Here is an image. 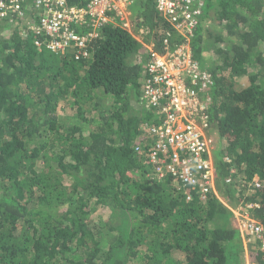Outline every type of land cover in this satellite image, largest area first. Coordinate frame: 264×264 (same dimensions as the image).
<instances>
[{
  "label": "trees",
  "instance_id": "1",
  "mask_svg": "<svg viewBox=\"0 0 264 264\" xmlns=\"http://www.w3.org/2000/svg\"><path fill=\"white\" fill-rule=\"evenodd\" d=\"M203 1L191 46L221 155L207 194L150 174L144 128L163 119L140 105L143 66L171 30L156 0H137L132 33L100 28L82 60L0 21V264H264V233L246 247L233 212L264 227V0Z\"/></svg>",
  "mask_w": 264,
  "mask_h": 264
},
{
  "label": "built area",
  "instance_id": "2",
  "mask_svg": "<svg viewBox=\"0 0 264 264\" xmlns=\"http://www.w3.org/2000/svg\"><path fill=\"white\" fill-rule=\"evenodd\" d=\"M136 3L137 0H81L76 4L69 0H0V21L21 20L46 39L36 40V47L55 54L71 52L76 60H82L89 58V46L99 38L100 28L114 24L133 32L131 8ZM203 6V0H156L157 11L171 30L161 44L156 39L150 42L140 104L155 111L157 120L163 119L161 128H144L156 140L154 153L148 155L151 176L160 179L171 175L183 188L201 187L207 194L216 188L219 172L213 159L217 143L208 115L209 93L215 83L211 73L194 58L191 46ZM83 27L93 30L86 32ZM174 35L183 40L172 46ZM231 182V178L226 179V183ZM249 219L246 215L241 222L247 236L263 234L264 227Z\"/></svg>",
  "mask_w": 264,
  "mask_h": 264
},
{
  "label": "rangeland",
  "instance_id": "3",
  "mask_svg": "<svg viewBox=\"0 0 264 264\" xmlns=\"http://www.w3.org/2000/svg\"><path fill=\"white\" fill-rule=\"evenodd\" d=\"M214 1L215 0H213V3H214ZM135 8H136V5L135 6H133L132 8H131V11H134L135 10ZM209 12H210V8H207L206 9V13L207 14H209ZM137 18H140V16H136V19ZM142 19V18H141ZM139 20V19H138ZM142 21V20H141ZM210 23H211V20H210ZM148 25L146 24V25H144V24H142L141 25V30H146L148 27H147ZM28 29V31L29 30H31L32 31V33L33 32H35V31H33L32 29H31V26H29V28H27ZM134 29V28H133ZM134 31V30H133ZM226 32V31H225ZM36 41V40H35ZM214 56H211V58H213ZM218 58H219V56H218ZM217 58V59H218ZM137 59H139V58H137ZM216 59V60H217ZM140 60V59H139ZM215 60V61H216ZM144 67H145V65L143 66V69H144ZM251 70H256V67H255V65H253L252 67H251ZM235 88L237 89V88H240L239 87V85H237V84H235ZM143 107V106H142ZM146 109V108H145ZM151 112H154L155 114H156V116L158 115L155 111H151ZM157 117H155L154 118V120H157L156 119ZM221 157V155L220 154H218L217 153V151L216 152H214V158L215 159H219ZM213 158V159H214ZM149 170H150V174H152V167L151 166H149ZM217 185V184H216ZM215 190H216V188H215ZM233 212H234V214L237 216V218H238V221L240 222V225H241V222H242V220L246 217V214H244L243 212H242V208H241V205H238V206H236L234 209H233ZM249 221L250 222H252V219L250 218L249 219ZM241 234H242V236H244V238H245V246L246 247H249V246H252L253 247V245H255L256 243H257V241H256V239L257 238H254V237H256V236H254L253 238H252V236H250V237H248L247 236V234H246V231H244L243 230V227L241 226ZM251 248V247H250ZM244 255V257L242 256V264H248V262H247V256H246V254H243Z\"/></svg>",
  "mask_w": 264,
  "mask_h": 264
},
{
  "label": "clouds",
  "instance_id": "4",
  "mask_svg": "<svg viewBox=\"0 0 264 264\" xmlns=\"http://www.w3.org/2000/svg\"><path fill=\"white\" fill-rule=\"evenodd\" d=\"M141 105V104H140ZM145 109V107H143ZM148 111H152V110H148Z\"/></svg>",
  "mask_w": 264,
  "mask_h": 264
}]
</instances>
